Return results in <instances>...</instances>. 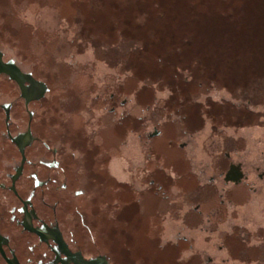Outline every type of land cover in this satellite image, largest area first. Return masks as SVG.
Listing matches in <instances>:
<instances>
[{"label": "rangeland", "instance_id": "374dc122", "mask_svg": "<svg viewBox=\"0 0 264 264\" xmlns=\"http://www.w3.org/2000/svg\"><path fill=\"white\" fill-rule=\"evenodd\" d=\"M0 48L45 82L111 260L264 264V0H0ZM230 160L247 178L210 182Z\"/></svg>", "mask_w": 264, "mask_h": 264}, {"label": "flooded vegetation", "instance_id": "af4514ba", "mask_svg": "<svg viewBox=\"0 0 264 264\" xmlns=\"http://www.w3.org/2000/svg\"><path fill=\"white\" fill-rule=\"evenodd\" d=\"M47 93L45 82L0 48V264H121V248L113 261L95 239L84 199L88 188L73 177L81 152L60 135L56 110L49 113L46 105ZM246 178L241 162L230 160L209 180L226 188ZM160 202L156 215L166 207ZM130 250L134 264H140L137 247Z\"/></svg>", "mask_w": 264, "mask_h": 264}, {"label": "water", "instance_id": "95a60500", "mask_svg": "<svg viewBox=\"0 0 264 264\" xmlns=\"http://www.w3.org/2000/svg\"><path fill=\"white\" fill-rule=\"evenodd\" d=\"M156 134H158V132H157V131H155V132L151 133V135H150V136H154V135H156ZM238 177H239V176H238ZM239 179H240V178H237V179L235 180V182H238V181H239Z\"/></svg>", "mask_w": 264, "mask_h": 264}]
</instances>
